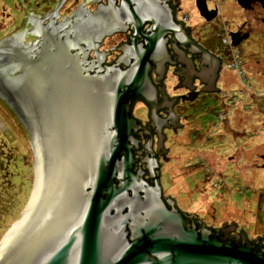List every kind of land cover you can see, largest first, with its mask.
<instances>
[{"label": "water", "instance_id": "obj_1", "mask_svg": "<svg viewBox=\"0 0 264 264\" xmlns=\"http://www.w3.org/2000/svg\"><path fill=\"white\" fill-rule=\"evenodd\" d=\"M126 2L131 15L109 0L114 28L130 23L147 40L146 48L133 40L126 71L92 75L72 52L70 32L38 28L34 13L26 30L0 41V99L26 128L34 156L32 194L0 243V264H264V249L256 251L247 233L239 245L221 240L190 223L172 197L166 202L154 154L144 159L146 170H135L140 125L133 103L150 107L159 131L163 106L150 63L165 58L166 33L176 43L182 34L171 16L167 21L161 12H142L138 0ZM146 22L153 25L148 36ZM253 97L260 111V97Z\"/></svg>", "mask_w": 264, "mask_h": 264}, {"label": "flooded vegetation", "instance_id": "obj_2", "mask_svg": "<svg viewBox=\"0 0 264 264\" xmlns=\"http://www.w3.org/2000/svg\"><path fill=\"white\" fill-rule=\"evenodd\" d=\"M49 1L54 3L53 7L42 8L35 15V18L38 17V28L61 26L64 28L63 33L70 32L72 52L79 56L89 73L101 76L110 68L126 71L131 67L134 60L129 49L138 37L130 23L124 28H114L109 0ZM126 1L116 0V6L123 14L131 15V8ZM138 2L142 12L153 16L161 12L167 21L171 16L172 24L182 34L181 42L176 43L174 35L166 33L163 38L165 58L160 65L150 63L149 74L157 89L158 105L163 106L157 112L160 130L154 131L150 119L151 109L144 101L137 99L132 106L131 115L140 125L135 133V137L140 140V147L134 150L138 161L135 168L146 170L144 159L154 154L161 165V177L165 165L172 160L170 145L176 139L189 142L185 133H190L191 127L195 125L194 117L197 120L196 108L199 104L201 121L203 109L207 108V97L221 94L224 99L231 100L228 105H233L235 110L244 102L245 109L249 110L252 105L249 96L264 93V0H190L191 4L187 7L183 5V0ZM152 26L146 22L142 34L151 35ZM168 26L169 23L166 28ZM36 39L32 37V40ZM137 42L146 48L145 38L140 37ZM206 65L209 66L208 70ZM228 91L240 94L246 101L238 102L236 98L229 97L231 94H227ZM260 101L264 124V97L261 96ZM139 104L148 108L146 121L137 119L133 113ZM225 118L224 114L216 116L220 122ZM210 128L216 129V125ZM151 139L152 152L146 147ZM146 179L153 182L149 174ZM163 197L166 202L171 200L164 191ZM176 206L190 223L201 227L198 220ZM206 227L213 230L214 237L232 241L236 245L242 242L243 234H246L237 224L227 229ZM251 241L256 251L264 249V237Z\"/></svg>", "mask_w": 264, "mask_h": 264}, {"label": "rangeland", "instance_id": "obj_3", "mask_svg": "<svg viewBox=\"0 0 264 264\" xmlns=\"http://www.w3.org/2000/svg\"><path fill=\"white\" fill-rule=\"evenodd\" d=\"M190 4L183 0L185 7ZM53 5L49 0H0V41L26 30L32 13L38 15ZM227 94L246 101L236 92ZM254 95L264 97V93ZM249 97L253 106L248 111L245 102L235 110L221 94L207 97L201 121L199 104L195 125L185 133L189 142H172V160L160 178L165 196L184 212L215 228L237 223L254 241L264 235V124L258 104ZM133 113L140 120L148 119L143 104ZM9 114L0 111V243L20 219L34 185V158L27 144L18 140L19 130ZM221 114L226 116L224 123L216 119ZM213 125L216 129L210 128ZM14 128L18 134L4 133Z\"/></svg>", "mask_w": 264, "mask_h": 264}, {"label": "trees", "instance_id": "obj_4", "mask_svg": "<svg viewBox=\"0 0 264 264\" xmlns=\"http://www.w3.org/2000/svg\"><path fill=\"white\" fill-rule=\"evenodd\" d=\"M0 111L1 112H3V114L5 115V116H7L9 113V115L10 116H8V118H9V121H11V123H12V125H13V127H15V128H18V130H19V134L17 133V130L14 128V131H10V130H6L4 133H7V134H12V133H14V134H18V140H21V143H22V141H24L25 142V144H27V147H29L30 148V151L33 153V150L31 149L32 148V146H31V139H30V136H29V134H28V132H27V130H26V128L24 127V125L20 122V120H19V118L17 117V115H16V113L6 104V102H4V101H2L1 99H0ZM6 111V112H5ZM7 112H8V114H7ZM12 115V116H11ZM4 133L3 134H1V135H4ZM20 136V137H19ZM2 140H5V139H2ZM6 141V140H5ZM4 142V141H3ZM30 152V156H31V159H33L34 158V156H32V153ZM34 172V171H33ZM34 174V173H33ZM30 200V199H29ZM29 202V201H28ZM204 224V226H209V225H207V223H203ZM203 224L200 222V226L202 227L203 226ZM235 224H237V223H235ZM238 225V224H237Z\"/></svg>", "mask_w": 264, "mask_h": 264}, {"label": "crops", "instance_id": "obj_5", "mask_svg": "<svg viewBox=\"0 0 264 264\" xmlns=\"http://www.w3.org/2000/svg\"><path fill=\"white\" fill-rule=\"evenodd\" d=\"M245 204H247V205H248V203H247V202H245ZM247 205H246L245 207H247ZM238 210H240V209L238 208Z\"/></svg>", "mask_w": 264, "mask_h": 264}, {"label": "bare ground", "instance_id": "obj_6", "mask_svg": "<svg viewBox=\"0 0 264 264\" xmlns=\"http://www.w3.org/2000/svg\"><path fill=\"white\" fill-rule=\"evenodd\" d=\"M135 170H136V168H135ZM139 170V169H138Z\"/></svg>", "mask_w": 264, "mask_h": 264}]
</instances>
